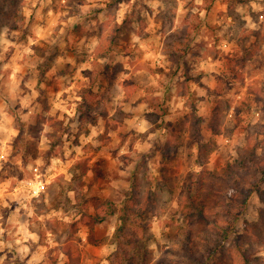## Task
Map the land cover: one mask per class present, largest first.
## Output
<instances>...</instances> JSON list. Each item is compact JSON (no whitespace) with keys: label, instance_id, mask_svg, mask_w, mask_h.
I'll use <instances>...</instances> for the list:
<instances>
[{"label":"clouds","instance_id":"9594fccd","mask_svg":"<svg viewBox=\"0 0 264 264\" xmlns=\"http://www.w3.org/2000/svg\"><path fill=\"white\" fill-rule=\"evenodd\" d=\"M217 248L211 264H264V0H19L0 27V264Z\"/></svg>","mask_w":264,"mask_h":264},{"label":"rangeland","instance_id":"374dc122","mask_svg":"<svg viewBox=\"0 0 264 264\" xmlns=\"http://www.w3.org/2000/svg\"><path fill=\"white\" fill-rule=\"evenodd\" d=\"M3 4L8 10L9 12V16L6 17L8 23L9 21L12 19V17L14 16L15 14V9L18 7V4H19V0H0V4ZM4 25H0V27H3ZM33 131H36V129H34ZM238 239H242V238H238ZM221 250L219 249L212 257L214 258L216 254H218Z\"/></svg>","mask_w":264,"mask_h":264},{"label":"trees","instance_id":"16d2710c","mask_svg":"<svg viewBox=\"0 0 264 264\" xmlns=\"http://www.w3.org/2000/svg\"><path fill=\"white\" fill-rule=\"evenodd\" d=\"M2 1V0H1ZM6 1V0H5ZM9 9H7L2 3L0 4V25H5L8 23L6 17L9 16ZM219 250V248L215 249L212 253V256ZM211 251V250H210ZM209 264H211V258L209 260Z\"/></svg>","mask_w":264,"mask_h":264}]
</instances>
